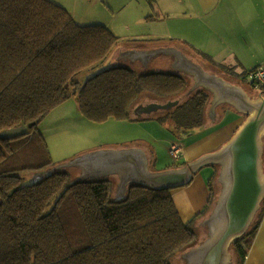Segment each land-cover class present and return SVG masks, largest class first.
Returning a JSON list of instances; mask_svg holds the SVG:
<instances>
[{
    "label": "trees",
    "instance_id": "obj_1",
    "mask_svg": "<svg viewBox=\"0 0 264 264\" xmlns=\"http://www.w3.org/2000/svg\"><path fill=\"white\" fill-rule=\"evenodd\" d=\"M117 40L107 27L74 23L51 0H0V134L23 127L29 140L16 148L11 141L18 136L0 137V264H172L176 254L200 244L192 224L211 212V199L183 222L169 190L130 183L114 199L111 184L121 179L85 178L84 171L76 177L55 170L24 183L23 172L52 163L39 123L73 96L81 116L94 123L156 119L169 131L186 132L203 126L213 97L194 84L188 88L187 74L102 69ZM93 69L99 72L83 85L75 79ZM143 97L162 103L160 113L150 114L158 111L153 106L132 119ZM261 205L259 220L264 198ZM259 220L233 240L229 264H243Z\"/></svg>",
    "mask_w": 264,
    "mask_h": 264
},
{
    "label": "rangeland",
    "instance_id": "obj_2",
    "mask_svg": "<svg viewBox=\"0 0 264 264\" xmlns=\"http://www.w3.org/2000/svg\"><path fill=\"white\" fill-rule=\"evenodd\" d=\"M82 7H84V11H81L79 5L77 6V14L75 17H72L74 23L78 25L104 26L107 27L112 32V34L118 37V40L111 49L108 58L101 62L102 64L106 65L102 69L108 68L112 65H120L117 64L118 62L109 59L110 56L115 57V55H118L116 54L118 49H120V51H124L127 50V46H129V48L136 46L137 48L149 47L152 49L151 51H155L156 49H161L163 47H182V49H186L188 51V53H186L189 54V56L185 54L186 57L189 59H194V61L192 59L190 60L201 66L203 71L209 74L218 75L220 77H223L226 74H229V72L236 70V68L233 67H226L227 69L223 68L224 65H226L225 63L229 57L225 48L221 49L220 47L216 46L214 42L208 41L203 36H196L198 33L194 32L192 33L194 36L190 37H185L176 33V37L180 41H183L187 48L179 45L176 41L175 42L177 45L173 42L168 44V40L165 42V44H162L161 41L164 39L162 37V32H171L172 30L169 28V25L173 24L171 23L173 21L169 20L164 25H153V23H150L147 18L145 19L146 16L158 12L157 4H147L146 11L142 8V6L135 3H129L127 0H89V3L87 5H83ZM154 23H156V21ZM176 25L178 27V24ZM157 29L162 32L156 31ZM156 33L159 35L157 36L158 41H154L156 38ZM229 33H232V30L226 29L225 34ZM184 37L185 40H183ZM208 54L211 56L210 59H204L201 57V55L207 57ZM219 55H221V60L217 62V57ZM126 57L124 56L122 61H128ZM168 59L173 58L169 54L165 56L159 55L152 61V64L157 62L158 67L163 72L172 71V69L169 68L168 62L166 61ZM121 65H126L133 68V64L129 65L126 62L121 63ZM136 65L142 67L141 62ZM154 69L155 68L150 67L145 71ZM97 72L99 71L94 69L92 71L84 70L82 73L77 75L75 79H77V81L83 85L86 79H89V77ZM237 73V70L234 73H230L231 77H234V80L236 81L238 77ZM187 75L190 76L189 74ZM190 77L192 78V76ZM191 78L187 76L185 77V79L189 82L188 88H190L191 84H194V80ZM197 88L199 87L195 86V89ZM186 97L187 96H185V93L182 94L181 97L178 98L180 103L181 101L183 102L186 100ZM147 101L148 100L143 97L133 107L130 112V117L132 119L143 117L145 113H148L147 111L154 106V103L144 105ZM142 105H144L142 107L143 110H139V107ZM152 113L159 115L160 111H152L150 114ZM208 118L209 116H206L204 123H207ZM221 125L223 126V123H219L217 127ZM38 129L45 138L52 163L48 168L36 172L32 171L31 173H28V175H26L27 172H23L22 176L24 178V183L30 182L27 179H41L55 170H63L69 173L71 176L75 174L76 177H81V175H83V169L85 166L82 165L79 168L75 165L78 163L75 160L79 157L81 158V156L84 157L86 155L100 151H120L130 148H137L146 153V155H149L148 153H150L152 157H154L152 163L149 164L148 161V171L151 173H159L167 169H174V167L177 169V167L179 168L185 166L183 162L179 160L175 161L173 157H171L169 151L170 148L168 143L165 142V138L169 135L168 125L166 123L159 122L156 119H139L133 121H116L109 119L104 123H94L81 116L79 111V103L76 96L71 97L69 100L65 101L63 104L52 110V112H50L44 119L41 120L38 125ZM23 130L25 129L22 127V130L16 129L2 131L4 136L0 134V137L2 138L12 135L18 136V138L12 139L13 141H11V143L16 148H18L24 145L26 141H29L26 136L22 135ZM216 130L217 129L215 126L203 128L199 130L202 132H197L198 136L196 139L191 138V141L193 142L190 140L186 141V139L183 137L179 138L178 141L183 149H187L192 143L198 142ZM170 132H174L176 134L181 132L186 133V131L177 130L174 127L172 130H170ZM209 170L210 168H208V166H204L195 174L197 175L200 172V174L208 175ZM195 174H193V176ZM83 176H85V178H89L86 174ZM112 178H115L118 181L121 179L117 173L107 175L102 179L110 180ZM209 178L210 177H208V179ZM219 187L220 184L218 181L215 180L212 182V195L209 197V187L206 183V191L208 193L209 199L212 201L209 205H212L216 198H218ZM121 188L122 187L120 186V183H118L116 186L111 184V198L115 199L119 191H121ZM261 206L262 205H260V208L254 216L249 228L253 227V224L258 222L261 209H263ZM205 215L206 216H203L199 219H195L194 223L192 224V229H194V232L198 233V243L204 241L207 235L208 237L211 235L212 227L209 226L208 223L210 213L206 212ZM188 252L189 251L176 254V256L172 258V264H187L186 253ZM231 258H233V256H231Z\"/></svg>",
    "mask_w": 264,
    "mask_h": 264
},
{
    "label": "crops",
    "instance_id": "obj_3",
    "mask_svg": "<svg viewBox=\"0 0 264 264\" xmlns=\"http://www.w3.org/2000/svg\"><path fill=\"white\" fill-rule=\"evenodd\" d=\"M51 1L63 6L71 15V17L76 16V10L78 5L80 6L81 11H84V7L82 6L87 5L89 3V0ZM127 1L129 3H135L142 6V8L146 11L147 4H157L158 12L152 13L145 17V19L147 18L150 23H153V25H164L169 20L173 21L171 22L173 24L169 25V28L172 30L171 32L164 33L162 31H159L158 29L156 30L158 32H162V37L164 38L161 41L162 44H165V42L168 40V44L170 42H173L176 45L178 43L179 45L186 47L184 42L180 41L176 37V33L185 37H190L194 36L192 35V33L195 32L198 33L196 36H203L208 41L214 42L215 45L220 47L221 49L225 48L229 57L227 62L225 63L226 65L224 66L225 68H236V70L238 71L237 81L234 80V77H231L230 74L236 72V70L229 72V74H226L223 77H220L215 74L210 75H214L220 78L229 85L240 88L250 98L257 97L256 92L252 89L249 82L243 76L253 68L264 64V0ZM249 15L252 17L251 20L248 21L247 24L242 23L241 19L247 18ZM155 21L156 23H154ZM175 23L178 24V27ZM226 29L232 30V33L225 34ZM157 36H159L158 33H156V38L154 39V41H158ZM185 37L183 40H185ZM180 48L163 47L161 49L151 51L152 49H150L149 47L137 48L136 46H134L129 48V46H127V50L120 51V49H118V52H116V54L118 55H115V57L110 56L109 59L118 62L117 64L120 65L121 63L125 62L129 65L133 64L132 67L136 71H145L147 68L150 67L155 68L154 70H158L160 68L158 67L157 62L152 64V61L159 55L165 56L169 54L173 55L174 57L173 59L166 60L169 64V68H175L176 70L180 71L177 68L175 55L181 54L184 57H186V55L189 56V54H187L188 51L186 49H182V47ZM124 56H127L126 58L128 61H122V59H124ZM207 56L209 58L211 57L209 56V54ZM192 60L194 61V59ZM220 60L221 55L217 57V62H219ZM139 62H141L142 67L136 65L139 64ZM194 64L197 65L196 63ZM197 66L201 68V66ZM201 70L203 71L202 68ZM151 103H154V106L158 109V111H160L159 105H161L162 103L147 101L144 105ZM144 105H142V107ZM207 116H209L208 121L207 123H204V126H202L201 128L195 129L191 132H181L178 134L169 131V135L165 138V142L168 143L169 148L171 146H177L179 148V155L181 157L179 158V161L184 162L186 166L189 163L194 162L204 154L219 150L227 141H229V139L234 135L236 130L240 127L241 123L245 119V116L239 111H237L229 103L221 102L213 104V99L212 105L207 111ZM219 123H223V126L221 125L217 127ZM213 126H215L217 129L215 132L210 133L208 136L202 138L198 142L192 143L187 149H183L180 145L178 141L179 138L183 137L184 139H186V141H191V138H197V132H202L199 130L203 128H210ZM262 144L264 154V134L262 137ZM143 154L148 169V161L149 164L152 163L154 157H152L150 153H148L149 155H146V153L143 152ZM205 166H208V168H210L208 175L200 174V172L196 175L195 172L194 176L192 174L193 178L190 179V182L188 184L169 190L171 199L182 221H187L193 218L195 215H197L204 209L206 204H208L207 198L209 200V197L212 195V182H214L215 180L218 181L221 187V183L219 180V165ZM200 169H198V171ZM208 177L210 178L208 179ZM206 183L209 187V197L206 191ZM220 187L218 191V196L220 194ZM233 258L230 257V261L233 260ZM243 264H264V213L259 222V227L252 242V246L245 257Z\"/></svg>",
    "mask_w": 264,
    "mask_h": 264
},
{
    "label": "water",
    "instance_id": "obj_4",
    "mask_svg": "<svg viewBox=\"0 0 264 264\" xmlns=\"http://www.w3.org/2000/svg\"><path fill=\"white\" fill-rule=\"evenodd\" d=\"M175 56L177 68L192 76L195 86L208 90L213 104L227 102L245 116L229 141L181 169L159 173L148 171L139 149L100 151L81 156L78 164L85 166L89 178L117 173L122 188L137 183L159 190L184 186L201 167L219 165L220 194L208 218L211 235L187 253V264H229L231 243L247 231L264 198V99L250 98L240 88L205 73L187 57Z\"/></svg>",
    "mask_w": 264,
    "mask_h": 264
},
{
    "label": "built area",
    "instance_id": "obj_5",
    "mask_svg": "<svg viewBox=\"0 0 264 264\" xmlns=\"http://www.w3.org/2000/svg\"><path fill=\"white\" fill-rule=\"evenodd\" d=\"M255 90L257 97L264 99V64L253 68L243 76ZM171 157L177 158L179 155V148L171 146L169 149Z\"/></svg>",
    "mask_w": 264,
    "mask_h": 264
},
{
    "label": "clouds",
    "instance_id": "obj_6",
    "mask_svg": "<svg viewBox=\"0 0 264 264\" xmlns=\"http://www.w3.org/2000/svg\"><path fill=\"white\" fill-rule=\"evenodd\" d=\"M251 18H252V17L249 15L247 18H242V19H241V22L244 23V24H247V22L250 21Z\"/></svg>",
    "mask_w": 264,
    "mask_h": 264
},
{
    "label": "bare ground",
    "instance_id": "obj_7",
    "mask_svg": "<svg viewBox=\"0 0 264 264\" xmlns=\"http://www.w3.org/2000/svg\"><path fill=\"white\" fill-rule=\"evenodd\" d=\"M171 148V147H170ZM171 154V153H170ZM179 158H180V155H178V157L177 158H174L173 157V159L175 160V161H178L179 160ZM174 169H176V168H174ZM177 169H181V168H177Z\"/></svg>",
    "mask_w": 264,
    "mask_h": 264
}]
</instances>
